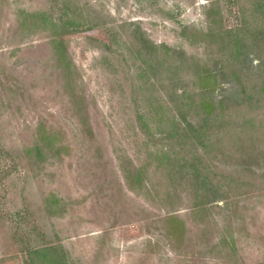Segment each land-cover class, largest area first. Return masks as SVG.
<instances>
[{
	"label": "rangeland",
	"instance_id": "rangeland-1",
	"mask_svg": "<svg viewBox=\"0 0 264 264\" xmlns=\"http://www.w3.org/2000/svg\"><path fill=\"white\" fill-rule=\"evenodd\" d=\"M262 3L0 0V264H264V100L216 103L264 81ZM197 89L205 148L166 133Z\"/></svg>",
	"mask_w": 264,
	"mask_h": 264
},
{
	"label": "trees",
	"instance_id": "trees-1",
	"mask_svg": "<svg viewBox=\"0 0 264 264\" xmlns=\"http://www.w3.org/2000/svg\"><path fill=\"white\" fill-rule=\"evenodd\" d=\"M259 8L262 9V13L264 16V3H262V5H259ZM255 40H256V38H254L252 40V42H254ZM228 42H230V41H228ZM241 42H242L241 39H234L231 41V43H233V46H235L236 49H239L241 47ZM254 43H257V41ZM56 44L59 45V42H56ZM56 48H59V46ZM198 67H200V66H198ZM198 71H199L198 73H197V71H195L194 74H191L192 78L196 79V81H198V82L206 83L209 79H215V77L217 75H222L221 73L223 71V67L217 66V62H214V66L212 68L204 69V70H200V68H199ZM198 90L199 89H197V91H195V92H190L189 94L184 93V91H181V93L179 95H177L176 92L173 93V95L175 94L176 97L181 98V102L175 103L176 110L179 113H174V115L172 117L173 118L172 121L174 122L175 118L178 120L182 119V121L185 124V127L181 128L180 124H174L173 126H172V124H169L167 126L168 128H167L166 133L168 134L169 137L170 136L172 137V134L176 133V129L180 128V130H181L180 136L182 139H184L183 141L185 143L191 142L192 137L195 136V139L198 142L197 144L201 148H205L204 145L202 144V142L204 140L203 136H202L204 129L213 126L214 125L213 122L218 120L219 118H221L222 115H220L219 113L213 115L214 110H215L214 101L203 100V99L199 98L203 94L204 91L201 93V91H202L201 90L198 93ZM252 92H253L252 87L249 90V92H245V90H243V88L241 91L239 90L237 92L236 87H235L233 90V95L231 96V98L227 97L224 99H219L216 101V103L222 105L221 103H224L225 101L229 102V103L239 101L243 104V102L246 101L247 105L249 107H251L252 102H257V101L259 102L260 100H264V81H262L261 86L258 88L257 91H255L253 94H252ZM238 98H239V100H238ZM196 102H198V104L195 106ZM231 104H233V103H231ZM237 104H240V103H237ZM237 104H233V105L236 107ZM234 106H233V108H235ZM199 107H200V111H201V115H200L201 118L198 120L196 127H194L193 124L191 125V123H189L188 121L185 120L184 116L186 113H188L192 109L194 111L195 108L198 109ZM220 109H221L220 112H222L221 107H220ZM180 111H181V114L183 113L182 117H181ZM221 123H223V120H218L217 124H219V126L221 125ZM198 137H200V139H198ZM234 138H235V141L237 140L240 144L234 148L235 152H237L238 154H232V155H239V157H237L239 159V160L237 159L238 162L240 161L241 164L242 163L244 164V165L242 164L241 171H243V172L251 171L252 167H250L249 164H252L253 160H256V156L258 155L255 152H253V150L255 151V149H254L255 140H253L254 138H250L249 144H247V145L243 144V140L240 138V136L235 135ZM210 147H212V145H210ZM34 149H35V151L39 152V149L37 147H35ZM181 151H183V150L181 149L180 151L173 152V153H174V155H182ZM243 151H246V153L244 155H243ZM155 155H162V156L158 157V160H162L164 162L163 166H161L158 163L159 168H161L160 171L163 172L166 170L167 172L171 173V171H169L168 168L172 166V164L174 163V159H167V157H166V155H170V154L158 153ZM228 155H230V154H228ZM195 171H196V169H195ZM169 173H168V175H169ZM199 177L201 178V180H199ZM209 184H212V182L210 181L208 176H204V175H201V176L198 175L196 177L194 176V179H193V196H194V198H197V199L198 198L201 199V197L206 198V193H208V191L211 192L210 188H206ZM199 190H200V193L203 192V194L198 193ZM216 191H217L216 188H214L212 190V194H215ZM199 206L200 205L196 204V205H194V207H192V209H195ZM170 219H173V218H170ZM38 253H39V251L30 252L28 254V257L32 258L35 254H38Z\"/></svg>",
	"mask_w": 264,
	"mask_h": 264
}]
</instances>
